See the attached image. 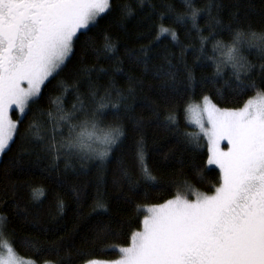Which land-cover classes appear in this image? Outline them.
Returning <instances> with one entry per match:
<instances>
[{
  "label": "trees",
  "instance_id": "1",
  "mask_svg": "<svg viewBox=\"0 0 264 264\" xmlns=\"http://www.w3.org/2000/svg\"><path fill=\"white\" fill-rule=\"evenodd\" d=\"M123 2L125 0H113V10L99 18L98 24L90 26V30H80L74 54L58 75L50 77L42 86L41 98L30 103L18 120V132L0 157V216L7 218L3 234L17 255L37 263L86 264L93 258L112 260L119 256L117 251L104 253L101 250L111 245H128L131 234L141 228L145 213L142 206L159 204L178 193L185 194V181L200 194L212 193L219 186L220 171L206 163L205 137L201 134L197 144L189 143L184 135L196 133L187 122L186 109L204 95L219 108H237L256 94V90H250L234 102H222L216 89L221 88L225 97L230 95L229 89L222 85L231 77V69L224 68L223 76L215 77L213 85L209 81L213 78L215 64L209 57L219 55L213 53L217 41H230V29L249 25L264 29V0H216L220 8L219 11L214 8L212 16L220 24L211 20L206 12L202 13L197 20L199 32L192 28L191 22L181 25L173 23L168 16L161 20L156 14L165 11L162 4H171L177 12H182L181 0H145L143 10L137 0H128L134 15L121 21L116 5ZM206 2L196 0V6L203 8ZM152 4L157 6L156 12L145 20ZM161 24L177 32L178 42L168 34L156 39ZM106 33L112 36L116 46L111 59L102 52ZM210 33L216 34L206 41L205 51L201 53V37H209ZM89 41L95 42L96 53L88 47ZM141 48L149 49L146 62ZM132 55L140 57L141 62H131ZM242 55L254 64L261 63L255 50L245 48ZM169 61L177 73L175 90L157 75L159 70L169 68ZM186 69H190L195 78L191 86L186 79ZM253 78H256L255 72ZM257 83L264 89V84L259 80ZM61 85H73L75 90L70 89L64 95ZM90 88L98 91L97 100L110 92V101L119 102L118 111L109 106L100 119L105 124H121L126 134L103 164L98 160L62 155L54 167L51 154L45 153L41 142L27 134L29 125L34 119L44 122L43 143H49L53 125L47 123L46 115H40V110H51L55 115L56 110L49 101L62 97L63 108L71 111L79 94L90 114L96 107L89 96ZM169 113H175L178 118L175 126L165 123ZM77 118L83 119V113ZM55 135L57 142L66 138L67 125L61 123ZM141 136L147 165L163 188L149 185L141 178L135 160V142ZM66 161L71 167H65ZM122 169L128 171V178L122 175ZM200 171L204 176L202 182L197 179ZM34 188L43 193L40 199L32 198ZM98 197L106 205V211H93ZM61 200L62 211L58 207Z\"/></svg>",
  "mask_w": 264,
  "mask_h": 264
},
{
  "label": "snow or ice",
  "instance_id": "2",
  "mask_svg": "<svg viewBox=\"0 0 264 264\" xmlns=\"http://www.w3.org/2000/svg\"><path fill=\"white\" fill-rule=\"evenodd\" d=\"M137 3L143 10L145 0H137ZM181 3L184 6L182 12H177L171 4H162L165 11L156 14L161 20L168 16L173 23L181 25L191 22L197 32L200 31L197 20L202 13L206 12L211 20L220 24L212 16L213 9L219 11L220 8L216 0H207L203 8L196 6V0H181ZM156 7L151 5L145 20L151 19ZM116 9L121 14V21L134 15L128 0L117 4ZM112 10L113 0H0V154L9 149L18 132V122L9 118V109L15 105L23 114L30 103L37 102L45 82L58 75L74 54L80 30H90V26L98 24V19ZM229 33V42L217 41L213 46V53L219 55L209 57L215 64V72L209 82L215 85V77H222L224 68L228 67L231 77L222 87H227L230 95L225 97L221 88H217L221 101L234 102L250 90H256V95L239 109H220L208 95H204L202 108L190 105L186 109L192 112L200 131L184 133L189 143L198 144L201 133L207 137L206 163L219 167V186L211 195L200 194L185 181L183 191L195 195L194 199L178 193L163 204L147 207L148 214L140 222L142 230L131 234L127 246L111 245L101 250L104 253L117 251L118 259L101 261L93 258L86 264H264V89H260L257 83L259 80L264 84V29H254L249 25L247 28L230 29ZM164 34L178 42L177 32L161 24L156 39ZM215 34L201 37V53L205 51L206 41ZM88 47L94 53L98 51L94 41H89ZM245 48L255 50L257 59L261 61L259 65L242 55ZM140 51L144 53L146 62L149 49L141 48ZM102 52L107 59L116 53V46L108 33L104 36ZM130 61L139 63L141 58L132 55ZM157 75L166 86L175 90L177 73L172 70L170 61L169 68L159 70ZM186 79L191 86L195 78L190 69H186ZM23 82H26V88L21 86ZM61 87H64V95L70 89L75 90L73 85ZM97 95L98 91L90 88L89 96L96 104L90 114L79 94L71 111L63 108L62 97L50 99L55 115L51 110H40V115H46L47 123L53 125L47 144L43 143L46 138L44 122L34 119L29 125L27 134L41 142L45 153L51 154L54 167L62 155L98 160L103 164L124 138L126 133L121 124H105L100 119L109 106L118 111L119 102L110 101V92L99 100ZM79 113H83V119L77 118ZM204 115L208 128L202 119ZM177 119L175 113H169L165 123L175 126ZM61 123L67 125L68 135L57 142L55 134ZM224 139L229 145L227 151L219 147ZM135 143V160L141 178L149 185L163 188L164 185L147 165L143 136ZM65 167H71V163L66 161ZM122 175L129 177L126 169H122ZM197 179L203 181V171L197 173ZM42 195L33 189L34 200ZM63 206V201H58L61 211ZM101 209L107 210L98 197L93 211ZM6 223L7 218L0 217V235L5 232ZM0 264L5 262L0 260Z\"/></svg>",
  "mask_w": 264,
  "mask_h": 264
},
{
  "label": "rangeland",
  "instance_id": "3",
  "mask_svg": "<svg viewBox=\"0 0 264 264\" xmlns=\"http://www.w3.org/2000/svg\"><path fill=\"white\" fill-rule=\"evenodd\" d=\"M22 87H27V84H26V82H23L22 83V85H21ZM255 95L256 94H254V95H252L251 97H249V98H254L255 97ZM248 98V99H249ZM247 99V100H248ZM246 100V101H247ZM245 101V102H246ZM245 102H244V104H245ZM213 103V102H212ZM244 104L242 105V106H240V107H237V108H228V109H239V108H242L243 106H244ZM190 105H200V107L202 108L203 107V105H202V99L200 100V101H198V102H193L192 104H190ZM189 105V106H190ZM188 106V107H189ZM219 108V107H218ZM220 109H225V108H220ZM24 114V113H23ZM23 114H21L20 112H19V110L16 108V106L15 105H13L10 109H9V112H8V116H9V118L12 120V121H14V122H18V120L23 116ZM186 118H187V122L194 128V130L196 131V133L197 132H199L200 131V129H199V127L197 126V125H195V123H194V120H195V117L193 116V114H192V112H190V111H186ZM202 119H203V122H204V125H205V127L206 128H208V127H210L208 124H207V117H206V115H204L203 117H202ZM202 134V133H201ZM203 135V134H202ZM205 137V136H204ZM205 139H206V141H207V149H208V139H207V137H205ZM219 147H220V149L222 150V151H227L228 150V147H229V145H228V142H227V140L226 139H224V140H221L220 141V144H219ZM0 157H1V154H0ZM211 166H214V167H216L218 170H219V167L217 166V165H211ZM220 171V170H219ZM212 193H209V194H207V195H211ZM175 195H177V194H175ZM174 195V196H175ZM173 196V197H174ZM173 197H171V198H169V199H172ZM188 198V197H187ZM195 198V195L192 197V198H189V199H194ZM169 199H167V200H169ZM167 200H165V201H167ZM165 201H163V202H161V203H159V204H163ZM152 205H156V204H151V205H144V206H142L143 207V210H144V215H143V218H144V216L145 215H147L148 213L146 212V208L147 207H149V206H152ZM1 217V216H0ZM143 218H142V220H143ZM139 230H142V225H141V228L139 229ZM138 231V230H137ZM119 258V256L117 257V258H114V259H112V260H116V259H118ZM0 260H2V261H4L5 262V264H8V262H11V264H54V263H52V262H41V263H37V262H35L34 260H32V259H29V258H24V257H21V256H19V255H17L15 252H14V250L12 249V247H11V245H10V243H9V241H8V239L5 237V235L4 234H2V237H1V239H0ZM108 261H110V260H108Z\"/></svg>",
  "mask_w": 264,
  "mask_h": 264
}]
</instances>
